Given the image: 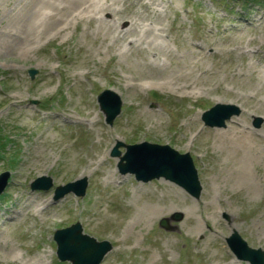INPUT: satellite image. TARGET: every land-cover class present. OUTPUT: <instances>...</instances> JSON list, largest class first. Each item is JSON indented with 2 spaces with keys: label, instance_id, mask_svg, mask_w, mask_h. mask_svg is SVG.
Listing matches in <instances>:
<instances>
[{
  "label": "rangeland",
  "instance_id": "1",
  "mask_svg": "<svg viewBox=\"0 0 264 264\" xmlns=\"http://www.w3.org/2000/svg\"><path fill=\"white\" fill-rule=\"evenodd\" d=\"M17 1L0 0V30ZM96 1L107 8L71 7L27 37L0 31V264H71L52 234L75 221L111 244L99 264H249L225 237L234 229L264 249V0ZM103 89L121 102L110 125L96 102ZM216 102L240 111L205 126ZM118 141L187 152L197 196L120 173ZM41 175L51 186L32 190ZM82 177L83 196L52 200ZM173 212V228L159 227Z\"/></svg>",
  "mask_w": 264,
  "mask_h": 264
},
{
  "label": "water",
  "instance_id": "2",
  "mask_svg": "<svg viewBox=\"0 0 264 264\" xmlns=\"http://www.w3.org/2000/svg\"><path fill=\"white\" fill-rule=\"evenodd\" d=\"M35 73L34 69H28L30 78ZM99 109L104 115V121L112 123L113 118L120 110V98L110 89H103L96 96ZM36 102V101H32ZM240 109L238 105L216 102L201 113L200 119L205 126L223 127L225 121L231 116L237 115ZM260 118L255 117L252 124L258 127ZM123 146V155L118 150ZM111 156L119 157L117 163L120 173H132L135 179L148 181L152 178L163 177L185 189L190 195L197 196L200 184L197 179L196 169L187 152L179 153L167 144L142 141L134 144L116 142L110 151ZM124 161V162H123ZM7 171L0 172V192L6 184ZM51 178L46 175L36 177L30 182L31 189H48ZM86 187V177L57 185L53 191V200L56 201L66 193L72 192L82 196ZM180 212H173L169 217H162L158 225L166 230L172 229L170 220H178ZM53 240L56 243L55 253L59 260H68L71 264H98L106 251L111 248L107 240H96L94 237L82 233L79 222H74L67 227L55 229ZM226 243L235 257L248 261L250 264H264V249L252 248L236 230L225 238Z\"/></svg>",
  "mask_w": 264,
  "mask_h": 264
},
{
  "label": "bare ground",
  "instance_id": "3",
  "mask_svg": "<svg viewBox=\"0 0 264 264\" xmlns=\"http://www.w3.org/2000/svg\"><path fill=\"white\" fill-rule=\"evenodd\" d=\"M98 3L96 0H18L13 6L14 10L10 13L8 22L2 26L4 29L0 31L4 32L2 34H21V37H27L31 34L30 30L41 27L40 31H43L50 22L60 20L61 17H64L62 11L69 10L71 7V12L76 7L74 9H81L80 13L93 6L98 11L107 8ZM40 15H43L42 19H40ZM130 15L129 26L132 28L135 26L133 17L139 14L131 11Z\"/></svg>",
  "mask_w": 264,
  "mask_h": 264
}]
</instances>
